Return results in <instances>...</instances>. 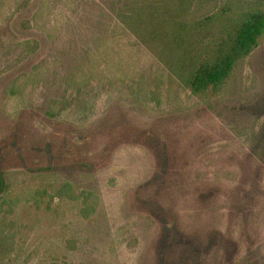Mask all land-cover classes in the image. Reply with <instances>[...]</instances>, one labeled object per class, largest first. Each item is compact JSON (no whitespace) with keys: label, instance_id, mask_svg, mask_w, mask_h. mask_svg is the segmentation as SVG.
Returning <instances> with one entry per match:
<instances>
[{"label":"rangeland","instance_id":"obj_1","mask_svg":"<svg viewBox=\"0 0 264 264\" xmlns=\"http://www.w3.org/2000/svg\"><path fill=\"white\" fill-rule=\"evenodd\" d=\"M124 1L0 0V264H264V37L217 97L151 102Z\"/></svg>","mask_w":264,"mask_h":264},{"label":"trees","instance_id":"obj_2","mask_svg":"<svg viewBox=\"0 0 264 264\" xmlns=\"http://www.w3.org/2000/svg\"><path fill=\"white\" fill-rule=\"evenodd\" d=\"M250 2L125 0L111 5L107 15L113 26H123L160 64L162 69L158 80L147 92L151 102L158 103L164 78L169 84L206 101L222 92L236 66L257 48L264 37L263 3ZM83 74L79 73L80 76ZM68 83L70 88H76V92L81 90L79 80H69ZM13 86L11 93L14 92ZM65 94L64 91L59 99L48 102L49 110L44 112L46 117L54 114L52 106L56 108L57 103L65 104ZM72 189L69 184H62L57 196L81 198L86 205L90 195L84 192L75 195ZM39 202L33 196L36 208ZM5 225L0 221V263L7 262L14 250L15 237Z\"/></svg>","mask_w":264,"mask_h":264}]
</instances>
